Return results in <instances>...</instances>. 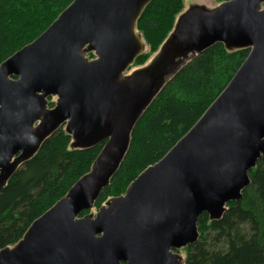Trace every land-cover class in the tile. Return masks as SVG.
<instances>
[{
  "label": "water",
  "instance_id": "water-1",
  "mask_svg": "<svg viewBox=\"0 0 264 264\" xmlns=\"http://www.w3.org/2000/svg\"><path fill=\"white\" fill-rule=\"evenodd\" d=\"M152 2L74 0L0 65V187L61 128L76 148L105 142L91 172L0 251V264H187L179 251L198 242L199 217L221 220L251 185L250 172L264 160V0H230L182 14L168 53L250 49L240 69L124 196L80 217L118 171L136 123L164 86L156 70L126 75L147 50L138 24Z\"/></svg>",
  "mask_w": 264,
  "mask_h": 264
},
{
  "label": "trees",
  "instance_id": "trees-1",
  "mask_svg": "<svg viewBox=\"0 0 264 264\" xmlns=\"http://www.w3.org/2000/svg\"><path fill=\"white\" fill-rule=\"evenodd\" d=\"M73 1L0 0V65L42 35ZM184 1L153 0L145 9L138 30L147 51L131 68L144 66L168 39ZM249 53L250 49L228 51L216 44L168 76L136 123L118 171L94 208L80 217L124 196L139 175L160 162L223 93ZM88 57L95 58L92 53ZM48 106H55L53 98ZM104 146L105 142L89 149L76 148L61 128L19 165L10 181L0 187V251L19 243L35 220L91 172ZM250 179L243 198L229 203L221 220L212 222L207 213L199 217V240L184 249L187 264H264V160L250 172Z\"/></svg>",
  "mask_w": 264,
  "mask_h": 264
},
{
  "label": "rangeland",
  "instance_id": "rangeland-1",
  "mask_svg": "<svg viewBox=\"0 0 264 264\" xmlns=\"http://www.w3.org/2000/svg\"><path fill=\"white\" fill-rule=\"evenodd\" d=\"M223 3L224 2L220 3L219 0H185L184 1V10H183L182 14H184L185 12H187V11L191 10L192 8L197 7V6H203L207 9H214ZM179 17H178V19H179ZM169 37H168V39H169ZM168 39L164 42V44L160 47V49L150 57V59L148 60V62L144 66L137 67V68L133 67L127 71L126 75L130 76V75H133L134 73H136L137 71H140L143 69H145V70L149 69V70H156L157 75L164 77V79L166 80V78L168 76H170L172 73H174V71L176 69H178L189 58H191L192 55H188V56H185L182 58L174 59L173 56L168 53V50H169L168 44H167ZM94 57H95V55H94ZM53 100L56 103V99L53 98ZM97 212H96V210H93L92 213L95 215ZM179 254L183 257L184 260L186 259V253L184 252V249L180 250Z\"/></svg>",
  "mask_w": 264,
  "mask_h": 264
}]
</instances>
